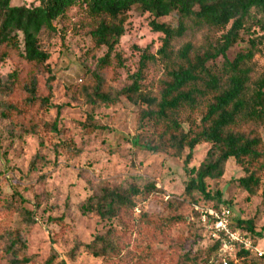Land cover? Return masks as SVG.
<instances>
[{
	"label": "trees",
	"instance_id": "trees-1",
	"mask_svg": "<svg viewBox=\"0 0 264 264\" xmlns=\"http://www.w3.org/2000/svg\"><path fill=\"white\" fill-rule=\"evenodd\" d=\"M10 2L0 0V63L10 59L18 68L0 79V119L8 122L17 140L44 129L57 131L56 121L43 118L53 107V76L46 63L48 54L38 41L42 32H56V25L62 29L73 15L72 30L89 37L93 51L105 49L96 62L100 69L109 63L112 54L118 57L114 49L124 35L128 12L133 9L147 13L151 17L150 30L162 35L156 53L163 72L155 86L147 88L141 83L144 63L156 60L143 55L129 85L117 88L104 74L94 72L92 80L84 81L76 95L92 110L114 107L123 98L137 109L139 133L132 138V144L151 154L175 159L187 151L185 168L193 149L202 143L208 145L199 166L188 171L192 175L184 195L202 196L201 202L192 198L188 204V220L193 226L199 225L212 247L218 249L217 264H235L238 257L249 255L258 260L251 264H264V254L254 253L253 243L251 249L221 251L219 241H211L201 226L200 215L192 208L198 205L230 210L229 206L212 203L220 199L217 190L212 195L206 191V182L220 180L229 160L242 172L236 180L237 187L247 197L258 196L264 201V73L250 88L251 69L247 65L256 54L264 53V0H38L37 5L28 7L11 6ZM170 16L176 20L175 27L157 22ZM185 22L207 28V40L200 48L186 43L173 52L171 42L183 36ZM234 46L239 51L230 60L227 53ZM83 128L88 133L95 130L91 125ZM153 188V184L139 187L135 180L126 187L102 185L81 203L80 212L99 220L115 219L124 229L123 217L135 210L142 193L144 200ZM2 207L17 216L18 226L2 233L5 247L0 264H35L24 254V238L35 224L33 212L20 197L6 201ZM148 219L140 215L139 224H149ZM181 220L180 215L167 219L168 225ZM230 221L232 230L241 231L251 240V221L236 216H231ZM123 234L111 228L87 243L75 241L66 259L75 261L79 254H86L110 263L122 250ZM66 259L51 250L42 264H67ZM197 260L194 253L187 251L176 264H197Z\"/></svg>",
	"mask_w": 264,
	"mask_h": 264
},
{
	"label": "rangeland",
	"instance_id": "rangeland-1",
	"mask_svg": "<svg viewBox=\"0 0 264 264\" xmlns=\"http://www.w3.org/2000/svg\"><path fill=\"white\" fill-rule=\"evenodd\" d=\"M37 4L38 0L10 2L11 6ZM74 20L72 15L62 29L56 25V32L44 31L38 38L40 47L48 54L46 63L53 76V107L43 118L56 121L57 131L44 129L20 141L8 122L0 119V257L5 247L3 231L18 226L17 216L5 212L2 206L20 197L34 216L35 224L24 238V254L35 264H42L51 250L66 259L75 241L87 243L111 228L124 233L122 250L116 259L107 263L79 254L75 261L66 259L67 264H176L178 257L187 251L197 256V264H217L218 249L212 247L199 225L193 226L188 220V204L192 198L201 202L202 196L193 193L186 197L183 192L192 175L189 169L199 166L208 145H197L185 168L187 151L175 159L161 153L151 154L132 144V138L139 133L137 109L123 98L114 107L92 110L76 95L84 81L92 80L94 72L104 74L117 88L129 85L130 77L139 71L143 55L156 58L145 62L141 70L142 85L154 87L163 72L156 53L162 35L150 30L151 17L147 13L132 9L124 35L114 49L118 57L112 54L109 63L99 69L96 62L105 49L93 51L89 37L72 30ZM157 22L176 26L172 16L159 18ZM185 28L183 36L171 42L173 52L186 43L194 49L205 44L207 28L191 22H185ZM238 51L239 47L234 46L227 57L231 60ZM247 65L251 69V88L264 73V53L256 54ZM17 68L16 62L3 60L0 79ZM83 125H91L95 130L88 133ZM241 176V169L229 160L220 180L206 182V191L212 195L217 190L220 199L212 203L229 206L232 216L252 222V251L264 252V201L258 196L247 197L237 187L236 180ZM132 180L139 187L153 184L154 188L144 200L142 193L135 210L123 217L124 229L115 219L99 220L92 214H81V203L97 187H126ZM142 214L149 217V224H139ZM177 215L182 220L168 225L167 219ZM253 262L258 260L249 255L238 257L235 264Z\"/></svg>",
	"mask_w": 264,
	"mask_h": 264
},
{
	"label": "built area",
	"instance_id": "built-area-1",
	"mask_svg": "<svg viewBox=\"0 0 264 264\" xmlns=\"http://www.w3.org/2000/svg\"><path fill=\"white\" fill-rule=\"evenodd\" d=\"M194 212L200 215V223L206 228L208 237L213 240H218L220 250L223 252H231L237 247L243 249H251L252 244L250 239L241 231L232 230L230 228L231 211L226 207L217 209L201 207L198 205L192 206ZM258 255L264 252H258Z\"/></svg>",
	"mask_w": 264,
	"mask_h": 264
}]
</instances>
